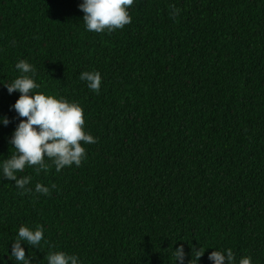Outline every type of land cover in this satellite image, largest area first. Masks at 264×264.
<instances>
[{"label": "trees", "instance_id": "1", "mask_svg": "<svg viewBox=\"0 0 264 264\" xmlns=\"http://www.w3.org/2000/svg\"><path fill=\"white\" fill-rule=\"evenodd\" d=\"M81 2L0 0V161L25 119L3 85L19 60L35 66V91L82 107L96 140L78 167L18 173L31 192L0 177V257L25 224L46 240L21 242L29 264L49 251L173 264L181 245L184 264L199 248L198 264L222 249L264 264V0H135L131 23L103 33L85 30ZM84 71L101 74L98 93Z\"/></svg>", "mask_w": 264, "mask_h": 264}, {"label": "clouds", "instance_id": "2", "mask_svg": "<svg viewBox=\"0 0 264 264\" xmlns=\"http://www.w3.org/2000/svg\"><path fill=\"white\" fill-rule=\"evenodd\" d=\"M135 0H82L78 5L83 12L82 20L84 28L88 32L103 33L122 29L131 23L132 17L128 8ZM19 75L10 84H3L9 94L19 92L11 108L20 119L16 124L9 140L15 150L10 158L0 161V177L14 181L15 186L23 192L33 191L26 186L32 180L29 175L18 178V173H23L25 168H35L37 174L40 171H48L51 161L57 172L65 166H80L86 158V150L82 144L95 143V138L83 129L85 124L82 107L63 97L47 95L37 92L40 85L36 82L35 66L25 60H19L15 64ZM80 80L94 93H98L101 86V74L98 71H84L80 74ZM7 117L0 116V125L9 124ZM52 187H55L53 185ZM35 192L48 195L50 188L40 183L35 185ZM21 242L30 246L41 247L46 243L43 226L30 227L21 224L18 227L16 239L13 241L8 259L0 257V264H8L12 257L17 264H29L25 258V249ZM205 250L194 251L195 264ZM173 253V264H184L183 246L177 247ZM192 259V255H191ZM208 259L213 264H252L250 256H242L237 262L231 249L213 250ZM46 264H81L80 258L75 253L64 251H49L44 257Z\"/></svg>", "mask_w": 264, "mask_h": 264}]
</instances>
